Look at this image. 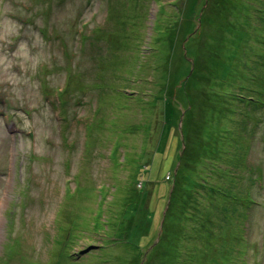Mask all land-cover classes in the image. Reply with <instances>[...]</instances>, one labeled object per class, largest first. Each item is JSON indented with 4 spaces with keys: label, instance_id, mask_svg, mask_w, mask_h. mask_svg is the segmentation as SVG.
I'll return each mask as SVG.
<instances>
[{
    "label": "rangeland",
    "instance_id": "rangeland-1",
    "mask_svg": "<svg viewBox=\"0 0 264 264\" xmlns=\"http://www.w3.org/2000/svg\"><path fill=\"white\" fill-rule=\"evenodd\" d=\"M262 102L264 0H0V264H264Z\"/></svg>",
    "mask_w": 264,
    "mask_h": 264
},
{
    "label": "trees",
    "instance_id": "trees-1",
    "mask_svg": "<svg viewBox=\"0 0 264 264\" xmlns=\"http://www.w3.org/2000/svg\"><path fill=\"white\" fill-rule=\"evenodd\" d=\"M237 97H239V96H237ZM241 97V96H240ZM242 98H247L246 96H243ZM244 100V99H243ZM246 102H247V104L248 103H253V104H257V103H255L256 102V100L254 99V97H249L248 98V101L246 100ZM242 103H243V101H242ZM260 107H262V108H264V102H262L261 104H260ZM227 169H229L230 167H231V165H229V162H227ZM223 170V169H222ZM210 187V190L212 189V191H214V192H220L221 193V195L222 196H224V197H227V198H229V199H232V200H236V198L234 197V196H232V194H229L228 192H226V191H221L220 189H217L216 187H213V185H210L209 186ZM235 195V194H234ZM236 196V195H235ZM242 201L244 200V202H245V206H246V209H252V208H250V205H252V204H254V202H253V200H252V198H251V196L250 195H247V197L245 198V197H241L240 198ZM8 247V246H7Z\"/></svg>",
    "mask_w": 264,
    "mask_h": 264
}]
</instances>
